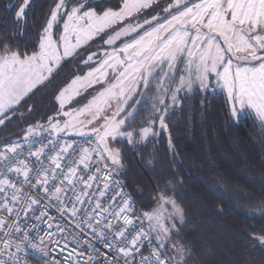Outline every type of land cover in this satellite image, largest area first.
<instances>
[{
	"label": "snow or ice",
	"instance_id": "snow-or-ice-1",
	"mask_svg": "<svg viewBox=\"0 0 264 264\" xmlns=\"http://www.w3.org/2000/svg\"><path fill=\"white\" fill-rule=\"evenodd\" d=\"M30 5L20 2L16 29ZM101 34L110 50L82 60L90 70L58 90L56 115L28 124L16 139L0 138V264L30 257L37 264H191L174 185L158 179L154 207L138 210L121 179L123 144L135 148L168 133L171 110L213 83L227 93V115L252 118L264 135V0H122L117 9L54 0L36 46H0V126ZM94 85L97 94L75 107ZM200 103L203 109V96ZM145 167H158L155 155ZM246 215L264 219V200ZM246 243L247 255L264 254V233Z\"/></svg>",
	"mask_w": 264,
	"mask_h": 264
},
{
	"label": "trees",
	"instance_id": "trees-1",
	"mask_svg": "<svg viewBox=\"0 0 264 264\" xmlns=\"http://www.w3.org/2000/svg\"><path fill=\"white\" fill-rule=\"evenodd\" d=\"M20 2L0 0V46L7 42L24 51L37 45L54 0H31L22 30L16 29L14 23ZM93 3L117 9L122 0ZM99 39L81 49V56L86 49L97 47ZM74 68L72 58L65 61L56 79L31 99L26 98L11 123L0 126V138L16 139L28 124L46 122L49 116L56 115L58 90L71 77L87 70L84 64L79 71ZM228 109L224 93L197 92L193 101H186L171 112L168 133L135 148L126 142L122 146L127 173L121 179L127 180L126 190L138 210L150 211L154 207L158 179L174 185L170 195L185 211L180 238L192 250L191 264H244L248 259L260 264L264 260V254L257 252L254 258L246 254L247 238L253 233H264V219L246 215L249 206L264 200V135L252 118L233 121L227 115ZM143 119L146 116L139 117L137 123ZM169 136L174 145L172 152L168 150ZM153 155L158 167L146 168Z\"/></svg>",
	"mask_w": 264,
	"mask_h": 264
},
{
	"label": "rangeland",
	"instance_id": "rangeland-1",
	"mask_svg": "<svg viewBox=\"0 0 264 264\" xmlns=\"http://www.w3.org/2000/svg\"><path fill=\"white\" fill-rule=\"evenodd\" d=\"M150 18V17H149ZM96 38H99V37H96ZM95 38V39H96ZM107 37L106 36H103V34H101V37H100V41H98V43H97V47H92V48H88V49H86V54L84 55V56H81L80 58H77V60H76V62L75 63H73V66H75V71H79V70H81V66L83 65V62H82V60H86L87 59V55H89V54H91L92 52H94V51H98V52H103V51H106V50H110L109 49V46L108 45H104L103 44V39H106ZM123 39H127V38H122V40ZM93 41V40H92ZM92 41H89L86 45H84L83 46V48L84 47H86L90 42H92ZM120 43V41H118L117 42V45ZM82 48V49H83ZM79 65V68H77L76 66H78ZM95 66H98V62H97V60H96V58H94V60H93V62H91V67H95ZM84 68H86L87 70H86V72L88 71V70H90V68L89 67H86L85 65H84ZM83 68V69H84ZM86 72H84V74H86ZM78 75V74H77ZM72 78H74V76L73 77H71L70 79H69V81L68 82H70V80L72 79ZM67 82V83H68ZM66 83V84H67ZM65 84V85H66ZM64 85V86H65ZM101 88V86L100 85H94L92 88H89V89H87L86 91H84V92H82L81 93V95L80 96H78V97H76L75 98V100L73 101V105L75 106V107H81V106H83L84 104H86L90 99H92V97L93 96H95L96 94H97V92H96V90L97 89H100ZM197 92H199L198 90H197ZM214 92H222V93H224L225 95H226V97H227V93H226V91L225 90H223L222 88H219V87H217L216 85H215V83H213L212 84V87L211 88H209L208 90H206L205 92H203V94H205V93H214ZM57 104V103H56ZM57 106H58V104H57ZM176 109H178V108H176ZM176 109H173V110H171V112H173L174 110H176ZM58 119H62V117H57ZM242 120V119H241ZM167 135V134H166Z\"/></svg>",
	"mask_w": 264,
	"mask_h": 264
},
{
	"label": "built area",
	"instance_id": "built-area-1",
	"mask_svg": "<svg viewBox=\"0 0 264 264\" xmlns=\"http://www.w3.org/2000/svg\"><path fill=\"white\" fill-rule=\"evenodd\" d=\"M72 139H79L78 137H73ZM97 187L96 184H93V189ZM102 187V185H101ZM28 264H37V260L34 257H30L28 260Z\"/></svg>",
	"mask_w": 264,
	"mask_h": 264
}]
</instances>
